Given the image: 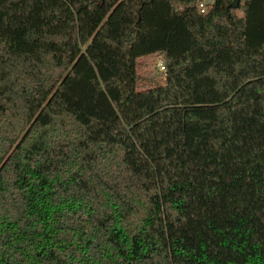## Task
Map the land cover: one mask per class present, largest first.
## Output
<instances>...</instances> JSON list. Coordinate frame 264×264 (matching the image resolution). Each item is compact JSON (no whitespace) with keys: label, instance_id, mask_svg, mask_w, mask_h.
<instances>
[{"label":"trees","instance_id":"trees-1","mask_svg":"<svg viewBox=\"0 0 264 264\" xmlns=\"http://www.w3.org/2000/svg\"><path fill=\"white\" fill-rule=\"evenodd\" d=\"M196 1L0 0V264H264V0Z\"/></svg>","mask_w":264,"mask_h":264},{"label":"rangeland","instance_id":"rangeland-1","mask_svg":"<svg viewBox=\"0 0 264 264\" xmlns=\"http://www.w3.org/2000/svg\"><path fill=\"white\" fill-rule=\"evenodd\" d=\"M238 14H241L240 10H237ZM160 60H164L162 53H154L140 56L137 59V72L140 75L137 81V89L144 90L151 86L156 85L161 79V75L157 71V63Z\"/></svg>","mask_w":264,"mask_h":264},{"label":"built area","instance_id":"built-area-1","mask_svg":"<svg viewBox=\"0 0 264 264\" xmlns=\"http://www.w3.org/2000/svg\"><path fill=\"white\" fill-rule=\"evenodd\" d=\"M215 0H197L196 1V8L199 13L206 12L213 4ZM164 57V55H163ZM157 71L159 72V75L161 79L159 82H163L165 80V73H166V66H165V60H160L157 63Z\"/></svg>","mask_w":264,"mask_h":264},{"label":"water","instance_id":"water-1","mask_svg":"<svg viewBox=\"0 0 264 264\" xmlns=\"http://www.w3.org/2000/svg\"><path fill=\"white\" fill-rule=\"evenodd\" d=\"M151 0H144L145 3H149ZM240 0H230L229 4L227 5L226 9H229V7H237Z\"/></svg>","mask_w":264,"mask_h":264}]
</instances>
